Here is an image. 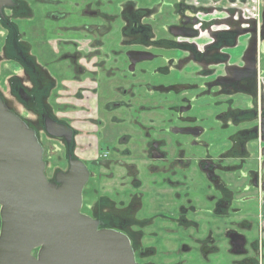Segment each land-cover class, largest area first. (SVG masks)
I'll list each match as a JSON object with an SVG mask.
<instances>
[{
  "label": "flooded vegetation",
  "instance_id": "1",
  "mask_svg": "<svg viewBox=\"0 0 264 264\" xmlns=\"http://www.w3.org/2000/svg\"><path fill=\"white\" fill-rule=\"evenodd\" d=\"M248 7L12 0L0 8V61L28 81L7 76L24 109L12 111L42 149L43 139L60 152L50 176L43 158L47 179L79 160L88 173L80 212L125 235L135 264L215 256L264 264V10L250 19ZM27 19L32 42L19 24ZM46 118L68 130L48 133Z\"/></svg>",
  "mask_w": 264,
  "mask_h": 264
},
{
  "label": "water",
  "instance_id": "2",
  "mask_svg": "<svg viewBox=\"0 0 264 264\" xmlns=\"http://www.w3.org/2000/svg\"><path fill=\"white\" fill-rule=\"evenodd\" d=\"M45 125L55 136L68 130L50 118ZM44 168L33 130L0 95V264H135L125 235L80 212L84 165L70 160L55 183Z\"/></svg>",
  "mask_w": 264,
  "mask_h": 264
},
{
  "label": "rangeland",
  "instance_id": "3",
  "mask_svg": "<svg viewBox=\"0 0 264 264\" xmlns=\"http://www.w3.org/2000/svg\"><path fill=\"white\" fill-rule=\"evenodd\" d=\"M219 16V15H218ZM33 19H27V20H24V21H20L19 24H20V27L22 30H24L26 33H27V41L28 42H32L33 40V33H32V27H33ZM33 24V25H32ZM32 25V26H31ZM2 28L0 26V45H1V42H2ZM206 38H202L199 40L198 43H202L205 40ZM235 55H238L239 52H235L234 53ZM3 58L2 60L0 61V92H1V96H3L4 98H6L9 102V107L10 109L12 110V108L19 114H21L22 112H24V109L17 103V102H13V99L9 97V93H10V88H9V82H8V75L9 74H12L14 71H16V75L23 78L22 79V82L26 85H28V81L26 80V77L23 75L22 71L21 70H17V67L18 66H15V67H10V66H7L6 64H4L3 62ZM263 75H261L262 77ZM4 79V82H2V80ZM71 92H68V93H65L63 96H61V98L59 99V102H68L70 101L69 98L71 97ZM77 106L82 104V102H77L76 103ZM88 106H90V109L88 110H92L94 111V101L91 99L88 103ZM78 108H83L81 106H78ZM87 109V108H86ZM13 110V111H14ZM78 125V124H77ZM79 128H81L79 126ZM82 136L80 135L79 138L77 139L78 140V143L81 142V138ZM39 139V138H38ZM40 141V139H39ZM42 144H43V158L45 160V162H47V169H46V173L47 175H51L52 173V170L53 168H55L56 166L59 165V162H58V158H59V155H60V152L58 150V152H56L57 150H55L54 148V145H53V142L49 141V140H43L42 139ZM77 154L81 155V156H86L88 154L91 153V151H88L85 152V150H83L82 148L81 149H77L76 150ZM107 184H111V182L107 183ZM251 193H254L255 191L254 190H251L250 191ZM258 192V190H257ZM259 194V192H258ZM263 197V200L261 201V203L259 204V211L262 209L263 212H264V195L262 196ZM261 218V217H260ZM261 225L263 226L264 225V220L263 218H261ZM261 233V231H260ZM262 240L264 241V230H262ZM222 249H223V246H222ZM223 253V252H222ZM213 260H214V263L213 264H220V261L223 263V258L221 256H215L213 257Z\"/></svg>",
  "mask_w": 264,
  "mask_h": 264
},
{
  "label": "crops",
  "instance_id": "4",
  "mask_svg": "<svg viewBox=\"0 0 264 264\" xmlns=\"http://www.w3.org/2000/svg\"><path fill=\"white\" fill-rule=\"evenodd\" d=\"M248 2H249L248 12H249V15H250V19L253 17V14H257L255 9L258 6H260L259 14H261V12L264 10V0H248ZM206 4L207 5H212L211 3H206ZM261 9H262V11H261ZM252 20H254V19H252Z\"/></svg>",
  "mask_w": 264,
  "mask_h": 264
},
{
  "label": "trees",
  "instance_id": "5",
  "mask_svg": "<svg viewBox=\"0 0 264 264\" xmlns=\"http://www.w3.org/2000/svg\"><path fill=\"white\" fill-rule=\"evenodd\" d=\"M35 252V251H34Z\"/></svg>",
  "mask_w": 264,
  "mask_h": 264
}]
</instances>
